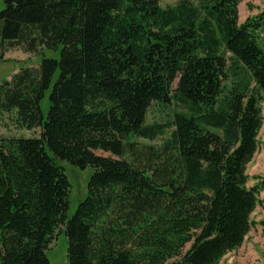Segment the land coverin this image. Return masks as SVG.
<instances>
[{
    "label": "trees",
    "instance_id": "16d2710c",
    "mask_svg": "<svg viewBox=\"0 0 264 264\" xmlns=\"http://www.w3.org/2000/svg\"><path fill=\"white\" fill-rule=\"evenodd\" d=\"M2 1L0 44L41 60L0 83V120L39 130L0 138V264H49L58 235L66 264H217L239 248L264 190L247 175L264 13L240 24L242 0ZM153 107H172L170 122L147 124ZM165 130L160 146L136 141ZM58 161L92 170L71 216Z\"/></svg>",
    "mask_w": 264,
    "mask_h": 264
},
{
    "label": "rangeland",
    "instance_id": "374dc122",
    "mask_svg": "<svg viewBox=\"0 0 264 264\" xmlns=\"http://www.w3.org/2000/svg\"><path fill=\"white\" fill-rule=\"evenodd\" d=\"M178 1L180 0H159V4L162 8H165L173 6ZM3 6V1L0 0V10L3 9ZM261 13H264V0H242L238 5L240 24ZM42 51L48 58H57V54ZM40 60L41 57L39 55L26 53L21 48H8L6 45L0 44V83L4 80H9L21 67L37 68ZM41 107L43 113H45L47 109V94L42 100ZM172 109V107L169 109L151 108L147 115V124H168ZM261 109L263 123L258 133V150L247 166L249 187L264 181V103L261 105ZM170 131L165 130L163 135L151 142L139 139L136 141L144 145L160 146L169 138ZM38 136L39 130L26 131L15 128L13 122L7 116L0 120V138H33ZM97 154L101 155L99 152ZM57 164L63 168L70 183L68 215L71 216L78 203L85 197L87 182L92 170L90 168L78 169L65 162L58 161ZM258 200L259 205L250 217L252 222L251 230L244 238L242 245L225 254L217 264H264V190L259 191ZM66 250L65 237L63 235L56 236L46 252L49 264H66Z\"/></svg>",
    "mask_w": 264,
    "mask_h": 264
}]
</instances>
